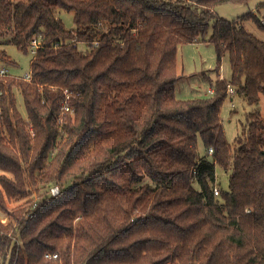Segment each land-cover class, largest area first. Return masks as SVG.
<instances>
[{"label":"trees","instance_id":"1","mask_svg":"<svg viewBox=\"0 0 264 264\" xmlns=\"http://www.w3.org/2000/svg\"><path fill=\"white\" fill-rule=\"evenodd\" d=\"M226 1L0 0V42L39 40L30 80H0V264H264V40L245 26L264 34V18H220ZM204 41L231 79L179 99L178 48ZM0 61L15 64L4 49ZM228 85L255 106L234 146Z\"/></svg>","mask_w":264,"mask_h":264},{"label":"rangeland","instance_id":"2","mask_svg":"<svg viewBox=\"0 0 264 264\" xmlns=\"http://www.w3.org/2000/svg\"><path fill=\"white\" fill-rule=\"evenodd\" d=\"M218 17L234 20L248 12H255L260 18H264V0H235L226 1L219 4L216 9ZM73 12L64 11L61 17L67 28H73ZM247 29L264 40V34L259 32L252 20L245 21ZM209 35V34H208ZM207 35V36H208ZM11 34H6L0 42V49H4L8 56L15 64H8L5 61H0V68L4 67L8 70V74L12 76H23L30 73L31 60L34 57V52L31 50L24 52L19 50L15 45L7 42ZM218 67V57L214 44L206 41L201 43H185L179 46L176 57V72L178 80L175 85L176 96L179 99H192L207 95V90L210 87L208 81H216L218 78L225 80L231 79V66L228 55L222 59L220 72L215 73V68ZM207 80V81H206ZM17 93V103L20 111L25 115V107L23 100ZM255 108L250 105L247 100L239 95H230L225 98L221 108V119L225 129L226 139L230 145H235V140L241 134L244 124H246L247 115ZM258 109L264 118V97L259 102ZM198 151L201 155L206 154V148L199 140ZM217 184L216 186L222 189H228V176L220 165H216ZM37 198V194L34 196ZM27 199L12 200L6 199L5 204L9 211H19L20 208L29 205ZM6 213V212H5ZM3 213L2 216H6Z\"/></svg>","mask_w":264,"mask_h":264},{"label":"built area","instance_id":"3","mask_svg":"<svg viewBox=\"0 0 264 264\" xmlns=\"http://www.w3.org/2000/svg\"><path fill=\"white\" fill-rule=\"evenodd\" d=\"M32 52H35L36 51V49L39 47V40L37 39V38H34L33 40H32ZM8 74V70L6 69V68H4V67H2V68H0V80L5 76V75H7ZM30 78H31V73H27L26 75H25V79H27V80H30ZM214 92V89L212 88V87H209L208 88V90H207V94H212ZM236 92H235V88H234V86H232V85H228V94H230V95H234ZM65 98H66V100H65V103H64V107H63V112H62V114L64 113V112H67V111H70L71 109H70V106H69V104H68V99H69V95H68V93L66 92V95H65ZM62 120V118H60V121ZM210 152H212V148H210V150H209ZM49 191H50V194L51 195H53V196H55V195H58L59 193H60V188H59V186H57V185H55V186H52L50 189H49ZM214 192H215V194H219V192H220V188L219 187H215L214 188ZM36 205H37V200H34L33 202H32V206L33 207H36ZM3 213H4V211H3ZM6 214V213H5ZM0 220L3 222V223H6L7 221H8V217H7V214H6V216H2V209L0 208ZM45 257H47V258H56V257H58V254H56V253H46L45 254Z\"/></svg>","mask_w":264,"mask_h":264},{"label":"crops","instance_id":"4","mask_svg":"<svg viewBox=\"0 0 264 264\" xmlns=\"http://www.w3.org/2000/svg\"><path fill=\"white\" fill-rule=\"evenodd\" d=\"M255 13V12H254ZM222 79H224L223 77H222ZM235 95V94H234Z\"/></svg>","mask_w":264,"mask_h":264}]
</instances>
